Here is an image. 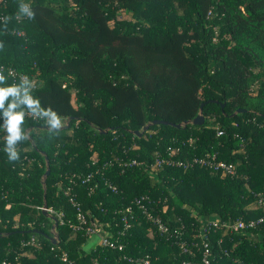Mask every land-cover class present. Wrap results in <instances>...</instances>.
Listing matches in <instances>:
<instances>
[{
	"label": "trees",
	"instance_id": "trees-1",
	"mask_svg": "<svg viewBox=\"0 0 264 264\" xmlns=\"http://www.w3.org/2000/svg\"><path fill=\"white\" fill-rule=\"evenodd\" d=\"M20 4L34 16H18ZM0 15V63L33 81L0 80L18 89L0 108V263L66 264L65 253L74 264H182L199 262L205 243L211 264H264V0H0ZM12 103L25 113L16 161L5 152ZM200 103L201 124L141 131L190 121ZM49 111L67 127L51 129ZM167 147L174 159L213 154L235 173L150 169ZM138 196L166 231L135 205L123 227L120 211ZM69 197L121 248L85 249ZM209 219L260 221L228 231Z\"/></svg>",
	"mask_w": 264,
	"mask_h": 264
},
{
	"label": "built area",
	"instance_id": "built-area-1",
	"mask_svg": "<svg viewBox=\"0 0 264 264\" xmlns=\"http://www.w3.org/2000/svg\"><path fill=\"white\" fill-rule=\"evenodd\" d=\"M0 20H3V16L0 15ZM17 35H21V31H16L15 32ZM0 75H7L11 78H13V81L15 79H18L20 82L28 83L29 85H33V81L30 80L28 81L27 77L25 74L17 72L14 68L4 65L0 63ZM221 134V131H217V135ZM168 153L167 156H159L155 153L154 158L152 163L149 164V168H162L163 166H180V167H191L193 164H199L203 165L205 167L211 168L212 170L220 171L221 173H226V174H234V166L230 163H225L223 161H219L215 159V156L213 154H206L202 157H192L190 159H174L171 155L175 154L178 149H172L167 147ZM118 165L119 166H125V167H131L135 165H144V162L142 161H136L134 159H121L118 160ZM91 177V173H87L86 175L82 176L80 178V183H85L88 181ZM103 182L106 183L107 187L112 191L116 192V188L114 185L110 184L107 182L106 177H101ZM69 201L72 203L74 208L76 209V214H75V222L70 223V226L73 230L77 231H83L86 234H95L97 236V242L102 245V246H107L110 248H117L120 249L121 245L116 243L115 241L111 240L108 238L105 232H103L98 226L93 224L92 222H86L84 215L82 212L79 210V207L77 206V203L73 200L72 197H69ZM261 202V201H258ZM150 203V200L146 196H138V197H133L130 202L125 205L120 212H122L121 216V221L123 224V227L126 228L129 226V219L132 218L133 214V205L137 206V208L140 210L141 213H143L147 219L152 221L153 223L156 224L157 229L160 231H166L165 225L161 223V221L158 218L153 217L148 209L147 205ZM264 205V204H263ZM38 209H42V206L37 207ZM47 212L50 211L47 209ZM260 219L258 220H252L249 219L247 222L242 221L241 219L235 220L233 222H218L213 219H209L206 221L207 228L210 227H224L228 231H238L243 228H249L253 227L256 223H258ZM31 241L33 242V238H31ZM179 247L181 248L182 252L188 251L185 243L181 241L179 243ZM209 250L206 247L205 243L203 244V251L201 255V259L199 262L191 261V262H183L182 264H211L209 261ZM60 259L65 262L66 264H74L72 260L67 259L66 254L62 253L60 255ZM143 264H149L148 260L144 259ZM0 264H4V262H1Z\"/></svg>",
	"mask_w": 264,
	"mask_h": 264
},
{
	"label": "clouds",
	"instance_id": "clouds-1",
	"mask_svg": "<svg viewBox=\"0 0 264 264\" xmlns=\"http://www.w3.org/2000/svg\"><path fill=\"white\" fill-rule=\"evenodd\" d=\"M26 15L28 18H32L34 13L30 11L29 7L24 4H20L18 8L17 15ZM3 47V44H0V48ZM4 77L0 75V80H3ZM18 89L15 86H10L8 88H0V108H3L4 101L7 99L9 95H17ZM32 111H36V107L34 105H38V101H34L30 96L25 94V98L23 100ZM17 107L15 103L9 105V108L4 112V115L7 117L6 119V128L9 133L8 137L6 138L7 147L5 148V152L8 155L9 161H16L19 159V153L15 150V144L17 141L22 139L21 136V129L20 125L24 122L25 113L21 112H13L12 109ZM44 115H49L51 118L48 123L51 125V129H61L62 128V121L60 118L56 116L55 113L49 111L45 112ZM51 131V130H49ZM24 140H28L29 137L27 135L23 136Z\"/></svg>",
	"mask_w": 264,
	"mask_h": 264
},
{
	"label": "water",
	"instance_id": "water-1",
	"mask_svg": "<svg viewBox=\"0 0 264 264\" xmlns=\"http://www.w3.org/2000/svg\"><path fill=\"white\" fill-rule=\"evenodd\" d=\"M202 105H203V103H200V104H199V107H198V111H199V112H198L197 115H196L195 117H193L190 121H185V122H183L182 124H180V123L172 124V123L166 122V121H164V120L154 119V120L150 121L149 123L145 124V125L141 128V131L144 130V129H146L147 126H148L149 124H156V123L170 124V125H173V126H175V127H179L180 125H184V124H186L187 122H190V123H193V124H201V123H202V119H203V118H202V115L200 114V111H201ZM221 106H222V104H221ZM240 111H242V109H235L234 112H233L231 115H233V114H235V113H238V112H240ZM65 127H67V120H66V122L62 125V128H65ZM133 132H134L135 134H139V131H133ZM45 164H46V168H45L44 173H43V175H42V182H43V179H44L45 175L48 173L47 163H45ZM42 197L44 198V194H43ZM41 212H42L44 215H48V216L52 219V221H53V225H52V227H54V225L56 224V219H55V217H53V216H51V215L48 214V212H47V210H46V206H45L44 203H43V205H42ZM49 239H50V241H51L52 243L57 242V237H56L55 234L52 235V236H49Z\"/></svg>",
	"mask_w": 264,
	"mask_h": 264
},
{
	"label": "rangeland",
	"instance_id": "rangeland-1",
	"mask_svg": "<svg viewBox=\"0 0 264 264\" xmlns=\"http://www.w3.org/2000/svg\"><path fill=\"white\" fill-rule=\"evenodd\" d=\"M117 18L118 19L128 18V15L124 13L122 10H119L117 14ZM96 242H97V236L95 234H90L88 239L86 240L84 248H89L90 246H93Z\"/></svg>",
	"mask_w": 264,
	"mask_h": 264
},
{
	"label": "crops",
	"instance_id": "crops-1",
	"mask_svg": "<svg viewBox=\"0 0 264 264\" xmlns=\"http://www.w3.org/2000/svg\"><path fill=\"white\" fill-rule=\"evenodd\" d=\"M98 241V240H97ZM96 243H98V242H96ZM92 246H90L89 248H85V249H90Z\"/></svg>",
	"mask_w": 264,
	"mask_h": 264
}]
</instances>
